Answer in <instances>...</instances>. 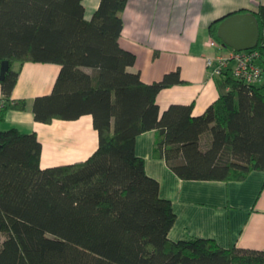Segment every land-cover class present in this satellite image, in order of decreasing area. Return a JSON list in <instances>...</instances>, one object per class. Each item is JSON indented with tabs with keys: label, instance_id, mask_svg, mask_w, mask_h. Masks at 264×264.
Returning <instances> with one entry per match:
<instances>
[{
	"label": "trees",
	"instance_id": "16d2710c",
	"mask_svg": "<svg viewBox=\"0 0 264 264\" xmlns=\"http://www.w3.org/2000/svg\"><path fill=\"white\" fill-rule=\"evenodd\" d=\"M127 3L101 0L88 20L85 0H0V67L10 63L0 80V118L27 107L12 100L14 64L54 63L62 69L52 94L34 100L35 120L92 115L99 133L87 161L43 169L37 133L0 131V264H264V250L171 241L173 204L136 155L137 137L155 131V151L183 180L242 181L264 172V6L254 14L262 81L246 84L226 69L220 98L193 116L192 105L160 114L159 94L185 84L180 71L153 84L128 71L137 57L119 44ZM228 17L209 28L222 46L218 30Z\"/></svg>",
	"mask_w": 264,
	"mask_h": 264
},
{
	"label": "crops",
	"instance_id": "0c3cea01",
	"mask_svg": "<svg viewBox=\"0 0 264 264\" xmlns=\"http://www.w3.org/2000/svg\"><path fill=\"white\" fill-rule=\"evenodd\" d=\"M121 13L124 28L120 46L137 57L131 73L146 84L160 82L166 74L180 71L183 85L164 89L157 102L160 114L172 105L193 106L201 116L220 98L221 75L213 74L207 60L229 56L231 50L208 45L209 28L217 20L241 11L258 13L264 0H127ZM101 0H85L86 18L92 19ZM216 63V62H215ZM231 61L228 70L234 68ZM19 78L12 100L27 102L26 110H9L0 118V131L16 128L37 133L43 145V169L85 162L99 148V133L92 115L78 120L55 119L39 123L34 100L52 94L61 66L54 63H15ZM86 72L92 73L90 69ZM0 82V110L4 105ZM156 132L136 139V155L145 161L147 174L160 183V196L170 200L177 221L169 239L213 240L222 248L264 250V172L253 171L242 181L183 180L155 151Z\"/></svg>",
	"mask_w": 264,
	"mask_h": 264
},
{
	"label": "water",
	"instance_id": "95a60500",
	"mask_svg": "<svg viewBox=\"0 0 264 264\" xmlns=\"http://www.w3.org/2000/svg\"><path fill=\"white\" fill-rule=\"evenodd\" d=\"M218 35L224 48H232L236 52L254 50L260 42L259 23L253 14L238 13L220 24ZM9 70V61H4L0 67V80L5 78Z\"/></svg>",
	"mask_w": 264,
	"mask_h": 264
},
{
	"label": "built area",
	"instance_id": "2783aa9c",
	"mask_svg": "<svg viewBox=\"0 0 264 264\" xmlns=\"http://www.w3.org/2000/svg\"><path fill=\"white\" fill-rule=\"evenodd\" d=\"M208 45L218 50L223 48V46L213 38L208 42ZM260 56L259 50L256 49L244 52L233 51L229 56L219 55L215 60H207V65L209 68L213 69L214 75L220 76L229 68L231 61H234L235 66L232 69L234 77L242 80L246 84L255 85L260 83L263 79V70L258 63Z\"/></svg>",
	"mask_w": 264,
	"mask_h": 264
},
{
	"label": "rangeland",
	"instance_id": "374dc122",
	"mask_svg": "<svg viewBox=\"0 0 264 264\" xmlns=\"http://www.w3.org/2000/svg\"><path fill=\"white\" fill-rule=\"evenodd\" d=\"M207 146V145H206ZM205 146V147H206ZM5 241V236L3 235V234H1L0 233V248H1V246H2V244H3V242Z\"/></svg>",
	"mask_w": 264,
	"mask_h": 264
}]
</instances>
